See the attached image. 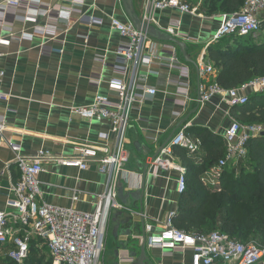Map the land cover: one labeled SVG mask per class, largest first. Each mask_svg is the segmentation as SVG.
<instances>
[{
  "label": "crops",
  "instance_id": "crops-1",
  "mask_svg": "<svg viewBox=\"0 0 264 264\" xmlns=\"http://www.w3.org/2000/svg\"><path fill=\"white\" fill-rule=\"evenodd\" d=\"M3 1L0 0V70L4 77L0 90L8 98L0 102V115L6 121V131L0 139V211L5 210L10 189L19 177L14 164L16 154L9 144L18 145L22 156L45 151L69 157L81 146L111 147L110 122L80 118L72 108L89 105L96 94L108 96L110 81L131 80L139 93L145 86L156 90L154 97H148L131 112L124 139L128 163L120 171L101 173L97 160L90 161L84 171L45 163L38 177L43 202L81 212H92L96 197L108 187L116 194L120 186L124 194L142 189L140 209L130 199L126 206L117 199V207L109 214L100 257V264L134 263L139 249L131 239L141 237V221L145 227L152 226V234L159 233L169 216L177 214L181 198L177 191L179 173L149 165L143 179V167L185 125H189L187 134L191 138L198 139L199 133L207 132L219 137L225 146L231 108L218 97L198 105L199 88L215 77H200L177 49L179 64L172 65L169 44L151 43L147 54L153 57L152 63L145 58L138 68L123 73L118 51L126 40L111 29L110 20H127L114 0H22L16 9H5ZM144 4L145 0H135L139 17ZM227 15L230 14L207 15L201 6L196 16L158 14L153 26L162 32L174 28L196 63L206 55L208 47L216 45L208 41ZM261 30L264 36L263 24ZM108 98L116 102L111 95ZM102 135H109V139L104 140ZM205 157L201 148L189 158L201 170L200 184L219 193L202 183ZM174 162L187 173L175 156ZM193 175L190 171L186 174L189 184ZM74 195L77 202H72ZM128 219L132 225L130 238L123 236L129 227L125 223ZM43 249L48 254L45 246ZM145 250L149 264H190V251ZM131 253L136 254L133 259L129 257ZM258 264H264V258Z\"/></svg>",
  "mask_w": 264,
  "mask_h": 264
},
{
  "label": "built area",
  "instance_id": "built-area-1",
  "mask_svg": "<svg viewBox=\"0 0 264 264\" xmlns=\"http://www.w3.org/2000/svg\"><path fill=\"white\" fill-rule=\"evenodd\" d=\"M121 7V0H114ZM22 0H4L2 7L16 9ZM201 3L196 7L182 0H145L140 19L153 26L154 17L163 13L196 16L200 13ZM264 14V0H246L238 13L224 16L216 32L208 41L209 45L218 43L225 37H255L261 31ZM110 27L126 42L119 46L123 73L138 68L146 58L152 63L153 57L147 54L150 44L155 42L147 36L137 33L128 22L112 18ZM167 35L182 40V36L172 27L165 30ZM24 36V34H23ZM27 36V35H26ZM172 65L179 64L176 48L169 46ZM198 75L202 78L215 77L213 66L201 56L196 62ZM4 71L0 70V83ZM139 87L131 80L123 83L109 82L108 96L96 94L91 103L85 107L72 108V113L89 121H108L111 125L113 145L111 147L81 146L75 149L72 156H56L45 151H38L30 156L19 154L16 144H9L15 153L14 164L18 172V181L11 187L5 203V210L0 211V250L13 264H28L32 241H40L47 248L51 264H100L102 243L109 214L117 207V194L108 187L103 194L96 197L92 212H81L72 207H61L47 204L41 199L39 175L43 164L51 163L65 168L84 171L88 163L97 160L101 173L111 175L120 171L128 163L124 139L129 127L130 115L134 107L148 97H154L156 90ZM200 104L208 103L218 97L229 108L244 106L250 95L264 94V77L249 81L237 88L224 90L212 81L199 88ZM8 96L0 90V102ZM189 125L177 130L170 142L161 151L152 165L162 170H173L179 173L177 191L183 194L186 190V169L174 162L175 148L183 150L188 157L201 151L199 139L187 134ZM6 131L5 118L0 115V139ZM264 135L263 125L243 126L231 117L224 135L225 153L214 165L204 171L202 183L221 191L220 184L227 169H235L245 160L247 144L250 139ZM104 140L109 135L101 136ZM78 197L73 196L72 202ZM152 226L145 227L146 247L162 252L190 251V264H258L264 258V248L255 243H242L230 238L227 234L215 230L209 233H186L176 229L169 216L159 233H151ZM38 246V245H37Z\"/></svg>",
  "mask_w": 264,
  "mask_h": 264
},
{
  "label": "trees",
  "instance_id": "trees-1",
  "mask_svg": "<svg viewBox=\"0 0 264 264\" xmlns=\"http://www.w3.org/2000/svg\"><path fill=\"white\" fill-rule=\"evenodd\" d=\"M245 1L204 0L202 8L207 15L234 14L241 10ZM205 59L215 70L217 86L224 90L237 88L264 77V36L261 33L257 37L222 38L215 46L208 47ZM229 113L246 126H264V94L250 95L246 105L232 107ZM197 137L206 152L202 167L207 169L224 156L225 146L219 137L207 132ZM173 155L187 168L186 174L194 173L190 184L186 180L177 214L172 217L173 226L186 233L219 230L244 244L260 236L258 245L264 248V136L250 139L245 160L235 170L225 171L219 193L200 184L201 170L183 150L175 148ZM39 244L40 241L31 243L28 264H51L44 246ZM42 253L46 255V262L39 259ZM0 264L13 262L4 256Z\"/></svg>",
  "mask_w": 264,
  "mask_h": 264
},
{
  "label": "water",
  "instance_id": "water-1",
  "mask_svg": "<svg viewBox=\"0 0 264 264\" xmlns=\"http://www.w3.org/2000/svg\"><path fill=\"white\" fill-rule=\"evenodd\" d=\"M121 9H122V12H123L125 19L132 25V27L135 29V31L137 33L143 34L155 42L165 43V44H169V45L174 46L178 50L179 55L182 58V60L186 64L194 67V69L196 70V72L198 74V69H197L196 63L193 60H191L190 56L187 54V50H188L187 45L185 43H183L182 41H179L178 39H175V38L167 35L166 33L158 30L154 26H151V25L144 23L140 19L139 15L136 13L135 0H121ZM198 95L199 96H198L197 102L199 105L200 104V93ZM196 111H197V109H195L191 114L195 113ZM262 136H264V135H262ZM170 140H171V138L166 143H164L158 149V151L151 157L149 164L145 165L143 167V175H141L143 179L146 176L149 165H152L154 163V161L158 158L161 151L170 142ZM142 197H143L142 189L138 190V191H134V192L128 191L125 194H124V190L121 186L118 187V189H117V199L121 203L122 206H126V201L130 199L131 201L134 202V205L138 204V209H140ZM130 222H131V219H128L125 222L126 224L127 223L129 224V227L124 231V235H123L127 238L132 237V225L130 224ZM139 227L141 230V237H135L134 236V237H132L133 239H131V241H133V242L135 241L138 245L139 257L136 259V261H134V263H130V264H149V261L145 255L146 234H145V225L143 224L142 221H141V224ZM128 244H129V242L125 243L124 247H127ZM135 256H136L135 253H131L129 255L130 259H133V257H135Z\"/></svg>",
  "mask_w": 264,
  "mask_h": 264
},
{
  "label": "rangeland",
  "instance_id": "rangeland-1",
  "mask_svg": "<svg viewBox=\"0 0 264 264\" xmlns=\"http://www.w3.org/2000/svg\"><path fill=\"white\" fill-rule=\"evenodd\" d=\"M182 1L190 4L192 7H196L199 3H201V6H202V3L204 0H182ZM261 20L263 21V25H264V14L261 17ZM260 32L258 34H256L255 37H257L260 34ZM240 124L243 126H246V124H243V123H240ZM259 241H260V236H257V239L255 241H249L247 243L259 244ZM0 257H1V259H4V252L0 251ZM39 259L42 260L43 262H46V260H47L46 255L44 253L39 254Z\"/></svg>",
  "mask_w": 264,
  "mask_h": 264
}]
</instances>
